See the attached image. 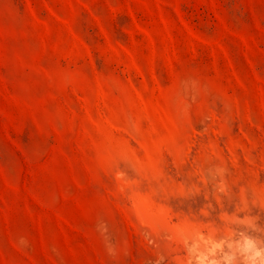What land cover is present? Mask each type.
<instances>
[{
  "label": "rangeland",
  "instance_id": "obj_1",
  "mask_svg": "<svg viewBox=\"0 0 264 264\" xmlns=\"http://www.w3.org/2000/svg\"><path fill=\"white\" fill-rule=\"evenodd\" d=\"M247 183L264 200V0H0V264H148L149 241L181 264Z\"/></svg>",
  "mask_w": 264,
  "mask_h": 264
},
{
  "label": "clouds",
  "instance_id": "obj_2",
  "mask_svg": "<svg viewBox=\"0 0 264 264\" xmlns=\"http://www.w3.org/2000/svg\"><path fill=\"white\" fill-rule=\"evenodd\" d=\"M203 183L212 182L215 190V200L220 204L222 198H233L232 188L227 180L228 168L219 164H212L203 170ZM189 194L200 191L196 185L187 187ZM251 192L254 196L252 204H258L264 209V200L255 195V188L246 184L239 188V205L236 213L231 215L221 214L220 221L223 227H217L212 223L210 228H194L190 233L182 235L179 244L183 250L181 264H264V223L259 217L247 214L249 203L246 194ZM211 205L200 209V215L209 216ZM237 213H245L238 215ZM106 231V229H105ZM21 243L25 241L21 240ZM155 247L154 260L148 264H164L171 253L170 249L149 241ZM175 245L173 244L172 247ZM109 255H115L113 246L107 244ZM170 264H175V257Z\"/></svg>",
  "mask_w": 264,
  "mask_h": 264
}]
</instances>
